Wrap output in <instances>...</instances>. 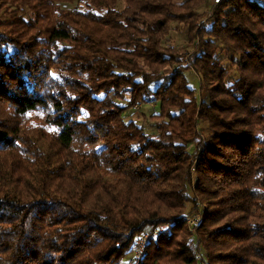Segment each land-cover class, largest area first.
I'll return each mask as SVG.
<instances>
[{"label": "trees", "instance_id": "trees-1", "mask_svg": "<svg viewBox=\"0 0 264 264\" xmlns=\"http://www.w3.org/2000/svg\"><path fill=\"white\" fill-rule=\"evenodd\" d=\"M208 3L0 0V264H264V0Z\"/></svg>", "mask_w": 264, "mask_h": 264}, {"label": "rangeland", "instance_id": "rangeland-1", "mask_svg": "<svg viewBox=\"0 0 264 264\" xmlns=\"http://www.w3.org/2000/svg\"><path fill=\"white\" fill-rule=\"evenodd\" d=\"M206 1H208L209 3L205 6H203L199 11L200 12H203V11L207 12V15H206V18H207L210 14V8L212 6V3H215V2H214V0H206ZM70 8L71 9L74 8V4L71 5ZM115 8L117 11H122V9H123L122 3H120V1H117ZM171 29H172L171 34L169 36L171 37V41L175 44L174 46L177 48L182 47L183 44L181 42L182 41L181 38L185 34L184 27L180 24L179 25L174 24ZM218 56L221 58V59L220 58L219 59L222 62V66H225L226 69H229L230 67H228V65H225L226 61H227L225 52L221 51L218 54ZM167 72H168V70H167ZM187 77L190 80L193 88L198 91V88H199L198 78L196 76H194L192 73H188ZM118 103H120V102H118ZM157 112H158V108H157V105L155 103L137 105L135 109H128L127 112L124 113L123 119L125 122H129L132 120V121L136 122L137 125L144 128V130L146 132H152V127L155 123L152 121V119L150 117L158 114ZM198 216H199L198 212L192 213L191 215H189L187 222L190 221L192 223V221H194L195 218H198ZM140 238H142V236H140L139 239ZM144 241H145V243H147V239H144ZM142 242L143 241H141V242L138 241V242H136V244H138V243L142 244ZM145 243H143V245L140 246L142 249H143V246L145 245ZM134 247H135V245H134ZM136 255H137V252L133 253V257H136Z\"/></svg>", "mask_w": 264, "mask_h": 264}, {"label": "built area", "instance_id": "built-area-1", "mask_svg": "<svg viewBox=\"0 0 264 264\" xmlns=\"http://www.w3.org/2000/svg\"><path fill=\"white\" fill-rule=\"evenodd\" d=\"M214 2L215 3H217V2H219V0H214ZM136 108V106L133 108V109H135ZM197 223H198V218H195V220L194 221H192V223L190 222V221H188V226L191 228V227H193V226H195V225H197ZM144 239H147L146 238V236H142V238H138L136 241H135V247H134V253H136L137 252V255H136V257H134V260L137 262V260H139L138 258L140 257V255H141V252H142V248L140 247L141 245H143V243H145V241H144ZM141 242V241H143L142 242V244H140V243H138V244H136V242ZM139 248V249H138Z\"/></svg>", "mask_w": 264, "mask_h": 264}, {"label": "crops", "instance_id": "crops-1", "mask_svg": "<svg viewBox=\"0 0 264 264\" xmlns=\"http://www.w3.org/2000/svg\"><path fill=\"white\" fill-rule=\"evenodd\" d=\"M127 112V111H126Z\"/></svg>", "mask_w": 264, "mask_h": 264}]
</instances>
